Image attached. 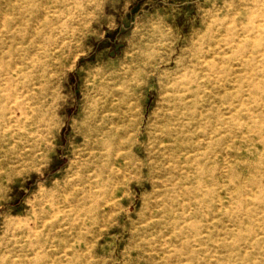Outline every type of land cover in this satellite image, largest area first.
<instances>
[{
    "label": "rangeland",
    "instance_id": "rangeland-1",
    "mask_svg": "<svg viewBox=\"0 0 264 264\" xmlns=\"http://www.w3.org/2000/svg\"><path fill=\"white\" fill-rule=\"evenodd\" d=\"M0 122V264H264V0H0Z\"/></svg>",
    "mask_w": 264,
    "mask_h": 264
},
{
    "label": "bare ground",
    "instance_id": "bare-ground-1",
    "mask_svg": "<svg viewBox=\"0 0 264 264\" xmlns=\"http://www.w3.org/2000/svg\"><path fill=\"white\" fill-rule=\"evenodd\" d=\"M50 22H51V21H50ZM92 25H93V24H92ZM75 58H76V57H75ZM77 59H78V58H77ZM39 61H40V60H39ZM30 63H31V62H30ZM61 92H62V91H61ZM65 104H66V103H65ZM58 109H59V108H58ZM58 109H57V110H58ZM15 112H16V111H15ZM18 112H19V111H18ZM1 124H2V123L0 122V126H1ZM52 137H53V136H52ZM50 141H51V140H50ZM41 172H42V171H41ZM41 174H42V173H41ZM103 183H105V182H103ZM65 217H66V216H65ZM51 234H52V233H51ZM64 248H65V247H64ZM10 251H11V250H10ZM6 261H7V260H6ZM19 261H20V260H19ZM19 261H18V262H19ZM21 261H22V260H21ZM21 261H20V263H21ZM7 262H8V261H7Z\"/></svg>",
    "mask_w": 264,
    "mask_h": 264
}]
</instances>
